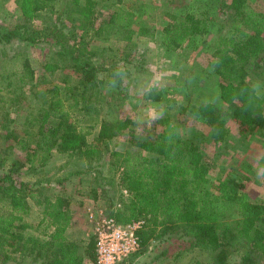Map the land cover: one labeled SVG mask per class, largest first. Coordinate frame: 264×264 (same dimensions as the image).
<instances>
[{
	"label": "trees",
	"instance_id": "obj_1",
	"mask_svg": "<svg viewBox=\"0 0 264 264\" xmlns=\"http://www.w3.org/2000/svg\"><path fill=\"white\" fill-rule=\"evenodd\" d=\"M14 1L22 7L23 1ZM172 1L168 2L171 4ZM181 1L175 0L178 4ZM52 2L29 0L28 4L32 11H39L50 8ZM94 4L95 0H82L74 11L75 18H69L70 25L64 29L30 35L13 27L0 32V43L12 40L31 43L41 38L59 47L60 62L64 65L52 67L67 65L77 73L83 92H77V95L84 103L83 94L96 86L97 67L84 55L82 38L77 43H69L74 38L73 29L85 27V35L101 39L121 32L134 38L151 36L146 25L138 21L141 11L132 20L129 12L112 9L106 22L93 27ZM165 17L160 42L168 51L180 50L195 37L208 32V20L203 13L185 12L181 16L165 13ZM217 20L211 42V59L219 107L202 102L187 104L180 110L206 125L213 143H220L225 138L227 119L235 125L238 135L256 132L264 139L263 100L246 81L247 67L256 75L264 70V14L253 9L248 0H228L219 6ZM33 75L27 59H22L18 81L31 84ZM37 81L42 83L39 78ZM149 94L154 97L152 92ZM73 102L76 106L77 98ZM49 106L48 117L55 118V125L44 128L39 122L42 113H37L32 120L39 122L41 141H36L32 149H28L23 164L13 156L7 168L0 171V201L5 207L0 216L1 264L9 259L15 260V264H84L85 261L92 264L94 260L91 236L82 241L68 240L63 236L71 220L67 199L57 195L52 200L44 196L40 198L42 190L46 189L42 183L18 180L19 169L27 163L30 166L28 171L35 173L31 167L36 163L42 167L45 158L40 156L42 153L48 155L50 150H69L75 155L82 153L86 162L93 153L91 145L77 134L73 124L67 123V112H62L61 103L50 100ZM155 123L156 132L140 136L135 135L134 124L127 118L101 121L94 141L105 144L123 135L132 148L123 156L109 154L108 167L112 174L109 179L100 175V169L95 170L97 175H94L95 181L92 180L95 186L90 194L96 198L99 195L104 200L103 213L120 224L143 220V227L136 233L138 251L147 252L150 263L160 258L177 257L193 249L206 253L208 260L192 264H256L257 256L264 262V196L259 197L253 188L248 187L247 177L224 176L211 182L198 145L182 136L178 124L168 117ZM2 154L0 166L3 167L7 149L2 148ZM100 164L97 159L89 169L98 168ZM116 172L117 183L113 181ZM63 182L57 180L54 184L62 186ZM105 187L112 191L115 199L113 195L108 196ZM28 200L40 208V222L45 221L44 228L45 231L49 229V233L33 236L25 232L29 226L19 217L30 210ZM138 251L129 258L136 259ZM231 256L233 261H230Z\"/></svg>",
	"mask_w": 264,
	"mask_h": 264
},
{
	"label": "rangeland",
	"instance_id": "obj_2",
	"mask_svg": "<svg viewBox=\"0 0 264 264\" xmlns=\"http://www.w3.org/2000/svg\"><path fill=\"white\" fill-rule=\"evenodd\" d=\"M22 1V7H19L14 0H0V32L14 27L31 35L34 32L43 34L47 30L64 29L70 25L69 18H75L74 11L82 0H53L50 8L39 11L31 10L29 0ZM168 1L95 0L93 27H100L106 22L112 9L129 12L132 20L141 11L138 21L146 25L151 36L134 38L121 32L101 39L85 35V27L74 28V38L69 43H77L82 38L85 42L82 48L84 55L97 67L96 86L83 94L86 99L84 103L77 95V92L83 93L77 73L67 65L52 67L64 65L60 62L59 47L41 38L31 43L20 40L0 43V151L2 148L8 151L0 171L7 168L13 156L21 164L26 161L28 149H32L34 143L42 138L38 123L42 122L44 128H51L56 123L55 118L48 117L50 100L60 102L62 112H67V123H72L77 134L91 145V157L86 162L82 153L75 155L69 150H50L48 155L42 153L40 156L45 158L42 167L37 166V163L31 167L36 170L35 173L28 171L30 166L27 163L19 169L18 180L30 183L39 181L46 188L42 190L40 198L44 196L49 200L56 197L50 191V186L55 185L57 180H63L65 193L62 195L67 199L70 213L74 216L79 213L80 222L88 233L91 226L86 219V209L102 210L105 205L99 195L96 198L90 194L95 186L92 182L94 175H97L95 170L100 169V175L109 179L112 175L108 167L111 160L109 154L123 156L125 152L132 151L123 135L105 144L103 141H94L101 121L110 119L127 118L134 124L135 135L145 136L158 130L156 120L168 117L178 124L182 136L198 145L211 182L224 176L247 177L248 187L253 188L259 197L264 196V139L256 132L238 135L235 125L227 119L225 138L220 143H213L208 134L209 128L180 110L187 104L202 102H211L219 107L216 77L212 71L211 42L217 27V10L228 0H182L179 4L175 0L171 4ZM248 1L253 9L264 14V0ZM142 7L144 10H141ZM185 12L203 13L208 20V32L195 37L180 50L168 51L160 42V30L167 19L165 13L181 16ZM132 27L135 29V25ZM22 59H27L34 72L31 84L18 81ZM119 68L126 69L128 75L124 80L117 79L113 86L110 81ZM246 72V81L251 87L254 83L260 85L255 94L263 100L264 110V70L256 75L247 67ZM156 73L162 74L163 79L146 90L148 82ZM38 78L42 83H37ZM150 92L153 98L149 96ZM74 98L78 101L76 106L73 105ZM37 113L43 116L39 122L32 120ZM8 146L11 148L8 149ZM97 159L101 162L100 166L90 170L89 165ZM117 172L113 175L115 183ZM104 189L108 196L116 198L109 188ZM33 202L28 200L30 210L19 217L21 222L29 226L25 232L33 236L49 233V229L45 231V221L40 222V208ZM4 211V204L0 201V216ZM72 231L69 234L74 241L85 240L82 237L90 238V234L84 235L76 225ZM138 252L136 259L131 256L122 264H192L208 260L206 253L196 249L182 252L177 257L160 258L154 263H150L147 252ZM230 261H233L232 256ZM15 263L12 259L5 261V264ZM255 263L264 264L260 256L256 257Z\"/></svg>",
	"mask_w": 264,
	"mask_h": 264
},
{
	"label": "built area",
	"instance_id": "obj_3",
	"mask_svg": "<svg viewBox=\"0 0 264 264\" xmlns=\"http://www.w3.org/2000/svg\"><path fill=\"white\" fill-rule=\"evenodd\" d=\"M125 194V191H122ZM91 226L94 260L92 264H120L139 249L136 233L143 227L141 219L120 224L102 210L86 209Z\"/></svg>",
	"mask_w": 264,
	"mask_h": 264
},
{
	"label": "crops",
	"instance_id": "obj_4",
	"mask_svg": "<svg viewBox=\"0 0 264 264\" xmlns=\"http://www.w3.org/2000/svg\"><path fill=\"white\" fill-rule=\"evenodd\" d=\"M50 191H53L54 192V194H55V196L57 195V196H59V197H62V198H66L65 196H63L62 194H64L65 193V191H64V185H62V186H57V185H51L50 186ZM67 209H68V211H69V215L71 216V220H70V223H69V228L65 231V233H64V237L66 238V239H68V240H72L71 239V237H70V234H69V232H73L72 231V228L76 225L79 229H80V231L81 232H83L84 233V235H87V234H90V233H88V231H86L84 228H83V226H82V223L80 222V217H79V213L78 214H76V216H74V215H72L71 213H70V209H69V207H67ZM84 222H85V220H84ZM75 224V225H74ZM68 231V232H67ZM67 232V233H66ZM85 232H86V234H85ZM81 238V237H80ZM82 239H86V238H84V237H82ZM77 241V240H76ZM129 258V257H128ZM84 264H90V262L89 261H85L84 262Z\"/></svg>",
	"mask_w": 264,
	"mask_h": 264
},
{
	"label": "clouds",
	"instance_id": "obj_5",
	"mask_svg": "<svg viewBox=\"0 0 264 264\" xmlns=\"http://www.w3.org/2000/svg\"><path fill=\"white\" fill-rule=\"evenodd\" d=\"M127 71L126 69L124 68H119L117 69L114 74H113V79L110 81V83L115 86L116 84V80L119 79V80H124L127 78ZM163 79V76L162 74L160 73H156L152 78L151 80L148 82V85H147V89L146 90H150L151 87H154L156 86L158 83L161 82V80ZM143 87V86H142ZM260 87V85L258 83H254L252 85V90L255 92L258 90V88Z\"/></svg>",
	"mask_w": 264,
	"mask_h": 264
}]
</instances>
